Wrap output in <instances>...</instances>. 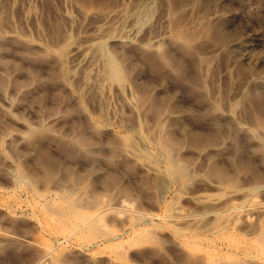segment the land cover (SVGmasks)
Masks as SVG:
<instances>
[{
  "label": "rangeland",
  "instance_id": "obj_1",
  "mask_svg": "<svg viewBox=\"0 0 264 264\" xmlns=\"http://www.w3.org/2000/svg\"><path fill=\"white\" fill-rule=\"evenodd\" d=\"M258 239L264 0H0V264H264Z\"/></svg>",
  "mask_w": 264,
  "mask_h": 264
},
{
  "label": "bare ground",
  "instance_id": "obj_2",
  "mask_svg": "<svg viewBox=\"0 0 264 264\" xmlns=\"http://www.w3.org/2000/svg\"><path fill=\"white\" fill-rule=\"evenodd\" d=\"M111 60V59H110ZM111 65H112V68H113V71L115 72V73H118L119 72V69H118V67L116 66V64L113 62V61H111ZM226 211V210H225ZM65 222V221H64ZM90 222V221H89ZM88 222V223H89ZM86 225V224H85ZM263 237V236H262ZM260 238V237H259ZM259 240V239H258ZM257 241V240H256ZM261 246L263 249H264V239H261V240H259L258 241V246ZM259 246V247H260Z\"/></svg>",
  "mask_w": 264,
  "mask_h": 264
}]
</instances>
